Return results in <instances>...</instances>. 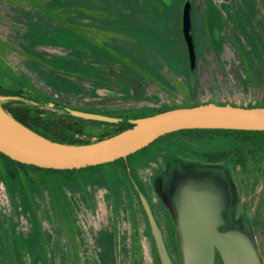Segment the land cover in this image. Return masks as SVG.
I'll return each instance as SVG.
<instances>
[{"label": "rangeland", "instance_id": "obj_1", "mask_svg": "<svg viewBox=\"0 0 264 264\" xmlns=\"http://www.w3.org/2000/svg\"><path fill=\"white\" fill-rule=\"evenodd\" d=\"M191 2L196 85L184 0H0V87L20 94L0 96V107L20 102L44 123L76 108L125 125L173 108L264 106V0ZM112 71L141 82V97ZM84 120H70L86 129L72 139L93 143L117 127ZM183 140L131 155L130 182L114 164L74 184L12 181L0 166V249L17 264H161L144 199L172 264H184L181 191L190 186L212 200L217 231L242 239L264 264V150L245 166L211 164L195 153L221 146Z\"/></svg>", "mask_w": 264, "mask_h": 264}, {"label": "water", "instance_id": "obj_2", "mask_svg": "<svg viewBox=\"0 0 264 264\" xmlns=\"http://www.w3.org/2000/svg\"><path fill=\"white\" fill-rule=\"evenodd\" d=\"M229 2L230 0H224ZM191 0L182 13L183 35L188 45L194 83L195 52L192 45ZM117 83L141 97V82L119 71L110 72ZM194 85V84H193ZM88 120L116 123L117 120L94 114L81 115ZM133 127L118 135L89 145L69 146L51 141L12 118L0 107V153L21 164L53 170H79L125 159L159 138L183 130L264 131V107L243 108L207 104L178 108L132 121ZM151 233L161 264H172L161 230L144 199ZM180 233L184 264H215L218 254L223 264H259L252 249L240 238L216 229L212 200L190 186L181 191Z\"/></svg>", "mask_w": 264, "mask_h": 264}, {"label": "trees", "instance_id": "obj_3", "mask_svg": "<svg viewBox=\"0 0 264 264\" xmlns=\"http://www.w3.org/2000/svg\"><path fill=\"white\" fill-rule=\"evenodd\" d=\"M185 2L186 0H184L183 7H184ZM217 6L221 10L220 5H217ZM192 45L194 46L193 41H192ZM191 84L196 85L195 77H194V83H192V75H191ZM19 95L20 94L18 93H14V92L5 90L4 88L0 87V96L18 97ZM226 105H229V104H226ZM260 107H264V106H260ZM2 108L16 121H18L25 127L29 128L35 133L51 141H54L60 144L69 145V146H80V145L92 144L91 142L74 140L70 136V134L83 135L86 130L84 125L71 122L70 120L78 117L79 119L81 118L83 121H87V120H84L85 118L81 115L91 114V112H86V111H81L80 109L78 110L76 108L66 107L64 109L70 110L72 112V115L71 114L67 115L65 116L64 119H57L51 122L45 121L44 123L39 118L33 115L34 111L31 110V108L23 107V105H21L20 102H14V101L8 102ZM252 108H258V107H252ZM173 109H178V108H173ZM173 109L161 110V111L156 112L153 115L163 113L166 111H170ZM153 115H150V116H153ZM101 116H105V115H101ZM145 117H149V116H142L140 118H145ZM89 121L98 122L102 125H106L110 127L117 126L114 130L111 129V131L103 134V136L98 138V140L93 143L106 140L108 138L118 135L119 133L133 127V124L131 123L125 124V125H116L115 123L112 124L111 122H102V121H95V120H89ZM171 136L178 137V139L180 140L182 138L185 139V141L184 140L182 141L185 145H188L186 144V142L195 144V143H200L204 141L206 144L213 143V145L221 146L223 149H220L218 151H214V152L208 151V152H203V153L196 152L195 153L197 154L196 157L201 158L202 160L206 161L207 163H211V164L231 163V162L237 161L241 165L245 166L247 158L249 156L255 155L259 150L261 151L264 150V131H240V130L236 131V130H223V129L183 130L180 132L168 134L166 136L159 138L158 140L162 138L165 139ZM148 147H146L145 149H147ZM129 157H131V155ZM129 157L125 159H119L112 163H107V164H103L100 166H94V167H86V168L79 169V170H53V169H43V168H38L35 166L21 164L19 162L11 160L7 156L0 153V160H1L0 166H1V170L4 173V175L8 177L7 179L12 180V181L17 180V179H25V180H30L31 182H33L38 178H45L47 180H60L61 182L74 184L78 182L79 178H81V175H84V174L91 175L93 170L99 169V167L101 166L108 165V164H114L116 168L110 171L117 173L118 175H120V177L127 178V180L130 182L133 173L128 163ZM10 255L11 254H8L7 252L5 254L0 249V258H5L6 260H9L11 264H17V263H14L13 258Z\"/></svg>", "mask_w": 264, "mask_h": 264}, {"label": "flooded vegetation", "instance_id": "obj_4", "mask_svg": "<svg viewBox=\"0 0 264 264\" xmlns=\"http://www.w3.org/2000/svg\"><path fill=\"white\" fill-rule=\"evenodd\" d=\"M141 90H142V89H141ZM141 90H140V91H141Z\"/></svg>", "mask_w": 264, "mask_h": 264}]
</instances>
